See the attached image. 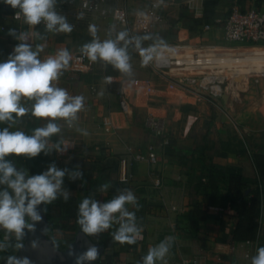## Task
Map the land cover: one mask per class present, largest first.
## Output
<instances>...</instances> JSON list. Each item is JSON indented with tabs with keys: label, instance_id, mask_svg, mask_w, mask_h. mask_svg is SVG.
Segmentation results:
<instances>
[{
	"label": "crops",
	"instance_id": "1",
	"mask_svg": "<svg viewBox=\"0 0 264 264\" xmlns=\"http://www.w3.org/2000/svg\"><path fill=\"white\" fill-rule=\"evenodd\" d=\"M193 2L196 11L188 6L187 0H170L165 5V8L173 10L172 13L178 14L175 22L180 27L178 32L171 33L173 42H166L169 47L163 52L172 58L186 60L203 54L193 52V48L200 46L198 43L208 38L213 30L203 29V34H197L198 29H189L190 18L201 19L198 27L203 28L207 22L224 19L233 5L242 9L264 7V0ZM183 5L188 11H182ZM0 21L8 26L16 23L12 16L0 17ZM100 23L106 24L108 30L111 27L106 21ZM30 28L33 33L39 32L45 37L41 40L33 35L31 42L33 48L37 44H47L40 54L41 59L54 55L60 48H67L72 53L70 67L64 71L57 84L71 95L85 97V107L78 113V120L71 128L63 120L57 121L62 131L53 136L50 142L54 144L63 139L71 146L63 154L53 149L49 155H45L44 169L52 162L70 171L75 170L77 164L81 165L87 183L81 186V181H72L66 176L64 185L80 202L84 198L83 188H89L90 196L102 202L110 200L118 189H131L138 198V209L131 205L128 207L136 213L137 223L143 227L142 239L131 245L121 244L114 242L111 235L117 226L106 231L112 238L108 246L114 251L110 262L142 264V257L147 254L150 246L157 245L166 237H173L174 242L166 257L167 264H251L257 248L264 246V198L258 238L231 243L230 233L235 227L236 218L206 202L199 186L203 165L194 155V150L206 145V153L212 158L214 166L228 175L235 174L254 180L258 176L257 170L245 145L241 147L240 136L232 123L233 119L236 120L235 108L226 103V111L214 108L191 85L193 75L186 72L199 70L189 67L196 64L174 66L163 73L155 70L147 74L131 61L133 74L127 76L111 65L103 69L97 63L80 59L81 46L77 45L92 39L88 29L53 34L47 33L44 25L39 30ZM98 36L101 40L106 39ZM219 37L220 32L215 28V38ZM16 45V39L9 35V31L0 34V62L8 59ZM247 46H264V43ZM105 77H111V82L119 84L120 91H110ZM214 88L219 91L220 86ZM123 94L131 105L128 113L120 107ZM22 102L26 107L32 103L26 100ZM152 112L162 113L167 119V143L163 137L153 135L145 127V117ZM45 123V120L29 113L19 118L10 131L20 130L31 135L35 128ZM7 126L0 124V129ZM242 127L253 132L247 126ZM106 128L111 131H106ZM78 129L88 134L84 135ZM149 144L157 147L161 161L157 164L147 160L130 163L127 147L131 145L138 150L145 149ZM156 178L161 179L160 187L154 185ZM105 184L108 189L101 192ZM66 232L71 241L75 233Z\"/></svg>",
	"mask_w": 264,
	"mask_h": 264
},
{
	"label": "clouds",
	"instance_id": "2",
	"mask_svg": "<svg viewBox=\"0 0 264 264\" xmlns=\"http://www.w3.org/2000/svg\"><path fill=\"white\" fill-rule=\"evenodd\" d=\"M13 9H18L16 18L23 16L24 22L30 27L43 24L47 33H71L73 25L67 16L57 11L58 0H3ZM164 0H160L162 4ZM143 15L144 13H138ZM92 39L84 43L79 51L95 63L103 62L127 76L133 74L130 46L139 53L141 66L147 67L163 59L164 50L168 49L166 42L160 37L150 34L133 35L128 30L115 31L112 25L108 30V38L101 40L95 24L88 26ZM114 33V34H113ZM9 35L19 43L6 61L0 62V124L7 127L0 129V229L5 231L4 241L0 242V252L9 248L20 250L26 229L31 230L36 222L43 220L41 205L51 204L59 198L67 202L71 191L65 185V178L81 181V186L87 183L84 179L82 166L77 164L75 170L60 168L55 162L39 174H29L18 168L10 156H24L29 159L38 157L41 153L49 155L53 149L64 153L71 146L63 139L51 143V138L62 131L57 122L63 120L72 127L78 120V113L85 107V97L71 95L59 87L57 81L70 67L73 59L67 48H60L54 55L45 59L40 54L47 47L46 43L37 44L35 48L29 42L35 35L37 39L45 37L39 32H17L9 29ZM153 41L147 47L145 41ZM111 82V77H105ZM102 94V93H101ZM32 101L26 107L22 101ZM45 120L42 127H37L31 135L23 131H10L13 124L26 114ZM84 135L88 133L78 129ZM108 185L100 191H107ZM129 205L139 208L138 198L131 189H118L110 200L100 201L92 196L82 199L78 205L77 223L83 233L95 236L117 226L111 233L113 241L121 244H135L142 239L143 227L137 223L134 211ZM16 243L12 244L11 236ZM173 237H166L155 246L148 248L142 257V264H167ZM100 251L96 246H90L86 251L76 256L75 264H91L99 258ZM4 264H32L27 256L8 255ZM251 264H264V246L257 248Z\"/></svg>",
	"mask_w": 264,
	"mask_h": 264
},
{
	"label": "rangeland",
	"instance_id": "3",
	"mask_svg": "<svg viewBox=\"0 0 264 264\" xmlns=\"http://www.w3.org/2000/svg\"><path fill=\"white\" fill-rule=\"evenodd\" d=\"M169 2L170 0H164L161 4L160 0H110L107 4V10H113L115 5H125L131 13L150 8L159 9L165 13L167 21L159 25L150 35L160 37L168 44H172L171 33L178 32L180 27L175 22L178 14L172 13L173 10L170 8H165ZM186 8L183 5L182 11H188ZM96 26L98 27V35L107 38L108 26L100 22ZM114 26L115 31L122 30L118 24ZM197 32V34H203V28H199ZM209 34L208 38L202 39L201 43H198L200 46L193 48V52L203 53L199 57H193V59L213 58L217 60L212 64L191 65L190 68H199V70L186 73L193 75L194 80L191 85L197 89V92L206 99L214 101L216 105L207 101L211 106L224 111L227 110L226 104L233 106L237 123L253 129V136L250 138V146L253 152L255 148L264 146V46L249 47L238 43H227L222 41L220 37L215 38V30ZM86 42L84 41V43ZM152 42L151 40L145 41L144 46L147 47ZM77 46H82V43ZM129 51L132 57L131 61L138 65L137 67L141 72L148 74V72L155 71L150 66H141L140 55L133 46H130ZM168 55L163 53V56ZM247 58H259L260 60L235 61L236 59ZM216 85L220 86L219 91L214 88ZM152 113L163 115L158 112ZM240 144L241 147L244 146L242 143ZM50 236L61 247L67 244L71 238L65 230L57 227L50 231Z\"/></svg>",
	"mask_w": 264,
	"mask_h": 264
},
{
	"label": "built area",
	"instance_id": "4",
	"mask_svg": "<svg viewBox=\"0 0 264 264\" xmlns=\"http://www.w3.org/2000/svg\"><path fill=\"white\" fill-rule=\"evenodd\" d=\"M110 0H58L57 11L62 15H66L68 22L73 25V29H88L90 24L97 25L101 21L108 22V25H119L122 30H128L133 35H146L152 33L159 25L166 22L165 13L159 9H146L140 10L135 13H131L125 5H115L113 10H107V4ZM189 7L195 11L197 7L193 0H187ZM18 11V10H17ZM12 15V19L16 23L8 26L5 22L0 21V34L9 31V29H16L19 32H32L29 25L24 22L23 16L19 19L16 18V12ZM144 13L139 15L138 13ZM3 17V16H2ZM218 29L220 32V39L227 43H238L242 45H254L264 43V7H250L248 9H242L238 5L231 6L227 16L224 19L216 20L215 22H207L204 24V31H210ZM33 37V36H32ZM30 37V43L32 42ZM18 44L19 41L16 40ZM79 57L82 61H89L86 56L79 53ZM197 60L204 61L203 63H196ZM217 59H175L171 56H163L158 62H154L151 67L157 72L163 73L167 69H171L174 66H183L189 64H212ZM93 63V62H92ZM105 69L103 62H95ZM207 101L215 104L213 100L206 99ZM216 105V104H215ZM120 107L123 112H130L131 105L128 98L123 94L120 99ZM232 123L244 142L246 152L251 157L252 149L249 144V138L253 136V132L248 129H244L237 123L236 120H232ZM145 127L155 136L163 137L167 143L168 122L167 119L159 114L149 113L145 117ZM106 131H111L110 128H106ZM127 155L130 157V163L135 161L147 160L151 164H157L161 161V155L159 154L157 147L154 144H149L145 149H135L133 146L127 147ZM125 161V158H122ZM154 185L156 187L161 186V179L156 178ZM264 183L259 181V188L263 191ZM264 193L262 192V199ZM248 257L249 255L246 254Z\"/></svg>",
	"mask_w": 264,
	"mask_h": 264
},
{
	"label": "trees",
	"instance_id": "5",
	"mask_svg": "<svg viewBox=\"0 0 264 264\" xmlns=\"http://www.w3.org/2000/svg\"><path fill=\"white\" fill-rule=\"evenodd\" d=\"M18 9H13L0 0V17L12 16ZM189 29L197 30L201 24V19L190 18ZM43 24L35 26L39 30ZM108 89L112 92H119L120 85L114 82H108ZM251 138V137H250ZM249 138V144H250ZM241 140V138H240ZM241 143L244 142L241 140ZM207 146L202 145L194 150V155L202 163L203 169L199 176V186L205 196V200L210 205L217 206L222 213L229 214L236 218L235 227L230 233V242L253 241L258 238L259 220L261 216L262 192L259 188V181L264 183V146L258 147L257 151L252 152V160L257 170V178L254 180L246 179L239 175H228L214 166L212 158L206 153ZM245 151V149H244ZM18 167L22 168L29 174H39L45 171V155L41 153L38 157L27 158L24 156L8 157ZM83 188V187H81ZM90 188H94L91 186ZM84 198L90 196L89 188H83ZM80 201L77 197L72 196L65 202L63 198H59L51 204L41 205V211L45 212L48 217V234L53 228H59L65 231L74 232V238L61 247L55 239L60 251H68L70 247L82 237L91 238L94 241H112L109 233H101L99 235L90 236L81 230L77 223V211ZM5 231L0 229V242L4 241ZM11 243H16L15 236H11ZM16 249L9 248L5 252H0V264H4V257L8 255H16ZM114 255V251L107 246L104 254L100 258L103 264H112L110 258Z\"/></svg>",
	"mask_w": 264,
	"mask_h": 264
},
{
	"label": "water",
	"instance_id": "6",
	"mask_svg": "<svg viewBox=\"0 0 264 264\" xmlns=\"http://www.w3.org/2000/svg\"><path fill=\"white\" fill-rule=\"evenodd\" d=\"M43 220L36 222L31 230L26 229L23 239L24 248L17 251L16 256H27L32 264H75L76 256L86 251L90 246H96L100 255L91 264H103L100 262L108 242L94 241L88 237L80 238L68 251H60L56 243L48 234V217L41 211Z\"/></svg>",
	"mask_w": 264,
	"mask_h": 264
},
{
	"label": "bare ground",
	"instance_id": "7",
	"mask_svg": "<svg viewBox=\"0 0 264 264\" xmlns=\"http://www.w3.org/2000/svg\"><path fill=\"white\" fill-rule=\"evenodd\" d=\"M245 60H260L259 58H253V59H236V61H245ZM199 63V62H198Z\"/></svg>",
	"mask_w": 264,
	"mask_h": 264
}]
</instances>
